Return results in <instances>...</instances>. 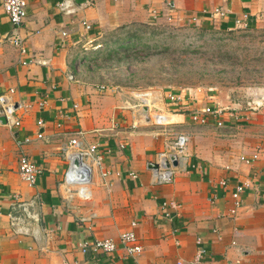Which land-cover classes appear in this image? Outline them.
I'll use <instances>...</instances> for the list:
<instances>
[{"label":"crops","instance_id":"obj_1","mask_svg":"<svg viewBox=\"0 0 264 264\" xmlns=\"http://www.w3.org/2000/svg\"><path fill=\"white\" fill-rule=\"evenodd\" d=\"M167 1L173 10L166 0H27L16 30L25 55L7 39L14 28L0 9V95L20 121H0L1 264H187L199 249L201 264H264V89L257 109L239 112L223 111L214 95L197 90L168 102L173 125L188 135V158L171 182L155 184L149 164L169 132L152 125L149 105L146 116L145 105L122 90L101 89L77 58L76 46L96 41L101 31L155 15L201 27L264 29V0ZM214 8L227 13L213 18ZM205 107L218 112L203 113ZM76 132L84 144H97L110 185L95 170L88 194L69 209L57 183ZM21 154L40 169L33 184L18 173ZM253 154L248 163L241 159ZM89 212L91 220L77 218ZM132 222L142 247L136 259L120 245L111 253L81 251L83 241L117 240Z\"/></svg>","mask_w":264,"mask_h":264},{"label":"rangeland","instance_id":"obj_2","mask_svg":"<svg viewBox=\"0 0 264 264\" xmlns=\"http://www.w3.org/2000/svg\"><path fill=\"white\" fill-rule=\"evenodd\" d=\"M75 52L93 81L117 87L139 104L146 100L152 125L167 133L183 130L170 119L169 92L201 91L214 95L223 111L239 112L257 109L264 89L263 28L225 30L155 15L105 29Z\"/></svg>","mask_w":264,"mask_h":264},{"label":"built area","instance_id":"obj_3","mask_svg":"<svg viewBox=\"0 0 264 264\" xmlns=\"http://www.w3.org/2000/svg\"><path fill=\"white\" fill-rule=\"evenodd\" d=\"M167 6L170 10L175 8V4L172 1H167ZM26 7L27 0H0V9L7 16L8 20L12 24L14 30L9 35L7 39L19 48V52L22 55L28 53L27 47L25 46L24 39L20 36L16 30L20 24L24 21L26 17ZM227 13L223 8H214L210 15L213 18L224 16ZM194 19V18H193ZM239 23V21H237ZM88 27V26H87ZM65 35L64 32H62ZM25 63V62H23ZM100 88H105L104 85H100ZM12 91V89H10ZM183 98L182 92L173 93L169 92L166 94L167 102L177 103ZM6 95H0V102L2 104L1 112L5 116L6 120L13 125H18L20 121L17 118L12 117V107L9 102H6ZM148 105L147 101L144 100L142 105ZM203 113H217L218 111L212 110L210 107H205L202 110ZM159 117V116H158ZM158 119V118H157ZM193 119L204 123L206 119L198 114L193 115ZM161 120L158 119V123ZM41 124V121H38ZM218 125H221L218 122ZM80 132L71 134L68 139L67 145L64 151V158L66 160L67 166L63 174V179L57 183V189L60 192L62 202L65 207L69 209H78L79 205L77 203V198L82 195H87L89 192V186L92 182V177L95 170H98L101 179L103 180V185L108 187L110 184L107 180L109 176V171L102 168V153L99 151L97 144H84L80 138ZM38 138L42 137L41 133L37 134ZM187 142L188 135L183 131H171L168 133L167 139L164 141L163 148L158 151L156 156L157 168L152 169V180L155 184L169 183L173 179L175 169L179 165L186 163L188 158L187 153ZM171 156H174L177 165L172 164ZM257 158V154H253L250 157H242L244 162L248 163L250 159ZM77 162V165L74 162ZM40 172L39 167L25 154H21L18 159V173L22 180L27 184H33L36 180L37 174ZM131 176L136 177L135 173H130ZM262 177L264 178V170L262 172ZM242 186H238L233 196L235 199L239 198ZM167 203L163 202L162 205L165 206ZM239 202L236 200V205ZM93 212L87 214L78 215L77 218L80 221H88L94 217ZM135 222L131 223V228L129 230L123 231L119 234L118 239L113 238H96L91 242L83 241L80 244V249L82 252L91 250L93 252L102 251L105 253L113 252L118 245H120L125 254L131 257H136L140 254L142 247L133 231V226ZM203 250L199 249L192 260L187 264H201ZM1 264V262H0ZM182 264V262H178Z\"/></svg>","mask_w":264,"mask_h":264},{"label":"water","instance_id":"obj_4","mask_svg":"<svg viewBox=\"0 0 264 264\" xmlns=\"http://www.w3.org/2000/svg\"><path fill=\"white\" fill-rule=\"evenodd\" d=\"M144 112H145V115H147L148 108L146 106L144 107ZM0 121L2 123H6L7 122L5 116H0ZM171 159H172V164L173 165H177V161H176L175 157L171 156ZM74 164L77 165V162L75 161ZM149 167L152 168V169H156L157 168V164L155 162H152V163L149 164Z\"/></svg>","mask_w":264,"mask_h":264}]
</instances>
